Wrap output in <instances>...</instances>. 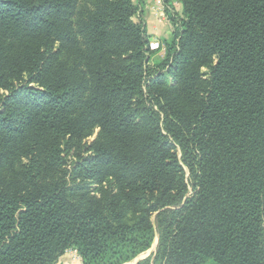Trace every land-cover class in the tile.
<instances>
[{"label":"trees","instance_id":"trees-1","mask_svg":"<svg viewBox=\"0 0 264 264\" xmlns=\"http://www.w3.org/2000/svg\"><path fill=\"white\" fill-rule=\"evenodd\" d=\"M180 2L0 0V264H264V0Z\"/></svg>","mask_w":264,"mask_h":264},{"label":"rangeland","instance_id":"rangeland-1","mask_svg":"<svg viewBox=\"0 0 264 264\" xmlns=\"http://www.w3.org/2000/svg\"><path fill=\"white\" fill-rule=\"evenodd\" d=\"M133 2L140 7L137 18L142 17L148 29L153 50L149 63L151 66H156L165 58L167 50L166 40L171 39L173 35L174 28L170 16L171 14H181L182 3L180 0H173V5L169 4L167 0H133ZM155 222L157 228V221L155 220ZM158 232L157 229V235L149 249L141 252L135 259L125 264H136L144 258L154 256L159 242Z\"/></svg>","mask_w":264,"mask_h":264},{"label":"crops","instance_id":"crops-1","mask_svg":"<svg viewBox=\"0 0 264 264\" xmlns=\"http://www.w3.org/2000/svg\"><path fill=\"white\" fill-rule=\"evenodd\" d=\"M58 264H82V259L74 249H69L60 258Z\"/></svg>","mask_w":264,"mask_h":264}]
</instances>
